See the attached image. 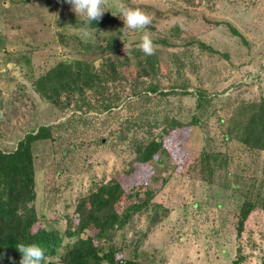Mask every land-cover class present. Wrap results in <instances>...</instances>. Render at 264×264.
Returning a JSON list of instances; mask_svg holds the SVG:
<instances>
[{"label": "rangeland", "instance_id": "374dc122", "mask_svg": "<svg viewBox=\"0 0 264 264\" xmlns=\"http://www.w3.org/2000/svg\"><path fill=\"white\" fill-rule=\"evenodd\" d=\"M119 2L105 0V21L93 27L64 0H0V149L52 127L32 146L38 224L63 228L78 198L118 180L130 202L144 204L102 247L112 243L143 264H231L238 254L240 264H264V150L237 138L240 105L264 98V0H123L152 18L144 33L155 49L153 70L138 81L144 53L135 45L144 33L123 34L111 14ZM107 58L125 80L99 92L62 91L59 103L36 89L62 59L98 68ZM199 91L208 105L196 107ZM103 98L112 99L110 109ZM165 117L183 126L165 134ZM159 136L167 153L132 168L134 142ZM247 195L259 203L240 225ZM120 203L126 195L117 210Z\"/></svg>", "mask_w": 264, "mask_h": 264}, {"label": "trees", "instance_id": "16d2710c", "mask_svg": "<svg viewBox=\"0 0 264 264\" xmlns=\"http://www.w3.org/2000/svg\"><path fill=\"white\" fill-rule=\"evenodd\" d=\"M104 21L101 17L91 25L99 26ZM231 29L236 33L235 29ZM108 49L112 51L111 46ZM153 60L152 55H144L137 61L140 68L135 81L142 74H147L148 69L153 70ZM125 79L117 68V62L109 58L98 68L85 60L62 59L36 81V89L44 98L59 103L58 97L62 91L74 92L89 88L99 92L108 88L110 82L114 84L116 80L118 82ZM102 100L104 108L112 107L111 98ZM196 102V107L209 104L205 93L200 91ZM238 110L245 117L237 138L249 148L264 150V98L243 103ZM199 120L200 116L194 114L190 121L198 123ZM182 123L179 118L165 117L162 131L166 134L183 126ZM51 128V125H45L38 127L36 132H27L12 151L0 149V264H19L20 253L15 248L19 243L39 245L44 251L41 264H143L138 260L123 258L121 249L115 248L112 243L102 247L103 242L109 241L114 231L123 227L144 204L130 202V191L118 180L96 184L87 194L78 198L73 213L65 215L63 228H48L38 224L37 214L30 204L35 198L32 146L37 140L49 138ZM159 137L160 139L153 137L134 142L135 157L130 165L132 168L147 163L158 152L167 153L161 136ZM157 159L161 160L159 157ZM196 168L197 165L193 163L185 174L192 175L190 171H195ZM123 195H126L127 203L122 206L120 203L121 210H117L116 204ZM258 203L254 197L247 195L239 208L237 223L241 225ZM260 205L264 209V197ZM86 229H89V233L82 235ZM239 232L238 227L237 233ZM243 257L238 254L231 264H240Z\"/></svg>", "mask_w": 264, "mask_h": 264}, {"label": "clouds", "instance_id": "9594fccd", "mask_svg": "<svg viewBox=\"0 0 264 264\" xmlns=\"http://www.w3.org/2000/svg\"><path fill=\"white\" fill-rule=\"evenodd\" d=\"M64 3L70 5L71 11L75 13L76 17H80L83 25H91L92 22H98L103 13L106 10L109 11L105 6V0H64ZM111 14L122 20L124 35H127L128 30L144 33V30L152 23V18L149 14L139 8L127 6L123 0L116 4V12ZM84 35H94V33L85 32ZM120 35L121 33L119 32V39ZM132 44L133 42L130 41L127 51L132 50ZM135 46L145 56L154 54L155 49L152 39L146 33L141 35ZM15 248L20 253L19 264H41L44 259L43 249L35 243H19Z\"/></svg>", "mask_w": 264, "mask_h": 264}]
</instances>
